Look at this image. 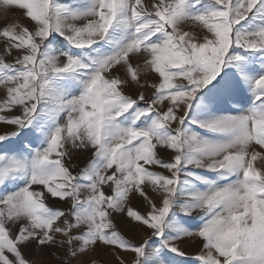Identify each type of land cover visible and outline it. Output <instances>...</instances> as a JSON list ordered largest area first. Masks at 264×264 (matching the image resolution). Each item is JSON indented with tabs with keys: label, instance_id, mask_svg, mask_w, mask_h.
Masks as SVG:
<instances>
[{
	"label": "snow or ice",
	"instance_id": "1",
	"mask_svg": "<svg viewBox=\"0 0 264 264\" xmlns=\"http://www.w3.org/2000/svg\"><path fill=\"white\" fill-rule=\"evenodd\" d=\"M0 126V264H264V0H0Z\"/></svg>",
	"mask_w": 264,
	"mask_h": 264
},
{
	"label": "rangeland",
	"instance_id": "2",
	"mask_svg": "<svg viewBox=\"0 0 264 264\" xmlns=\"http://www.w3.org/2000/svg\"><path fill=\"white\" fill-rule=\"evenodd\" d=\"M15 15V12L13 11V12H9V16L11 17V16H14ZM24 23H26V21H23ZM193 127H195V126H193ZM4 129H3V127L2 126H0V131H3ZM198 131H200L202 134H203V130H200V129H197ZM74 162H77V163H81L82 164V161H80V160H77V161H74ZM189 251H191V249H189ZM51 264H56V262L55 261H52L51 262Z\"/></svg>",
	"mask_w": 264,
	"mask_h": 264
}]
</instances>
